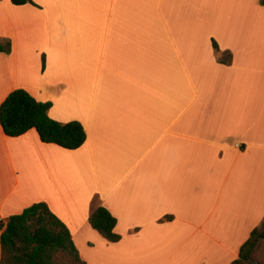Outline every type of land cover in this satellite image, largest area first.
Listing matches in <instances>:
<instances>
[{
  "label": "crops",
  "instance_id": "obj_1",
  "mask_svg": "<svg viewBox=\"0 0 264 264\" xmlns=\"http://www.w3.org/2000/svg\"><path fill=\"white\" fill-rule=\"evenodd\" d=\"M33 1H0V107L25 89L87 138L0 123V221L46 202L87 264L237 260L264 224L261 0ZM95 199L119 242L91 226Z\"/></svg>",
  "mask_w": 264,
  "mask_h": 264
},
{
  "label": "trees",
  "instance_id": "obj_2",
  "mask_svg": "<svg viewBox=\"0 0 264 264\" xmlns=\"http://www.w3.org/2000/svg\"><path fill=\"white\" fill-rule=\"evenodd\" d=\"M1 1V0H0ZM14 5L33 4V0H11ZM264 5V0H261ZM214 47L219 50L214 42ZM10 40L0 38V53H10ZM232 63V53L225 52L219 59ZM45 57L43 58V70ZM51 102L37 100L29 91L16 89L0 107V123L6 136L19 137L35 129L46 144L76 150L87 138L79 121L59 122L49 115ZM92 205L91 226L107 241L116 243L121 236L115 232L117 219L102 205ZM264 239V230L255 228L243 244L237 260L231 264H261L253 259L258 243ZM1 264H87L73 240L67 225L51 210L46 202H36L21 213L0 221Z\"/></svg>",
  "mask_w": 264,
  "mask_h": 264
},
{
  "label": "rangeland",
  "instance_id": "obj_3",
  "mask_svg": "<svg viewBox=\"0 0 264 264\" xmlns=\"http://www.w3.org/2000/svg\"><path fill=\"white\" fill-rule=\"evenodd\" d=\"M261 230H264V224L262 225ZM253 259L261 264H264V239H261L258 243Z\"/></svg>",
  "mask_w": 264,
  "mask_h": 264
}]
</instances>
